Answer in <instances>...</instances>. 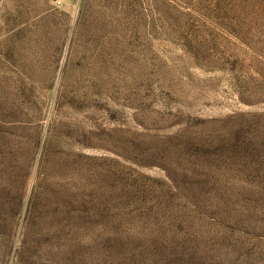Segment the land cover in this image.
I'll use <instances>...</instances> for the list:
<instances>
[{"label": "rangeland", "instance_id": "rangeland-1", "mask_svg": "<svg viewBox=\"0 0 264 264\" xmlns=\"http://www.w3.org/2000/svg\"><path fill=\"white\" fill-rule=\"evenodd\" d=\"M0 264H264V0H0Z\"/></svg>", "mask_w": 264, "mask_h": 264}]
</instances>
